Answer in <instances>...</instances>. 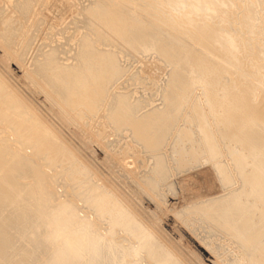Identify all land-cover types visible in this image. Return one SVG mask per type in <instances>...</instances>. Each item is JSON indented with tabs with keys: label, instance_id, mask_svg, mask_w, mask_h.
Returning <instances> with one entry per match:
<instances>
[{
	"label": "bare ground",
	"instance_id": "6f19581e",
	"mask_svg": "<svg viewBox=\"0 0 264 264\" xmlns=\"http://www.w3.org/2000/svg\"><path fill=\"white\" fill-rule=\"evenodd\" d=\"M87 1V5L77 2L71 21L75 27L72 34H63L68 31L67 25L64 26L65 30L61 28L56 31L55 27L54 32L61 39L54 40V37L51 38L54 33L51 26L52 33L48 35L49 30L46 33V40L49 41H44L46 43L41 44L37 51L38 57H33L36 62L30 59L34 65L29 66L32 67V74L28 72L34 77L28 79L34 78V84L38 82L44 90L41 94V87L36 88L38 94L46 95L45 99L51 106L59 103L57 107L63 114L62 118H67V112L69 115L71 113V120L76 119L81 123L78 122L84 129L81 132L90 139L89 142L93 136L92 141L95 138L98 141V144L94 143L98 150L102 152V146L104 150L107 148V158L113 159L114 155L110 156V152L121 154L126 150L127 157L137 156L139 171L136 176L142 189L149 191L162 204L165 203L162 192H171L167 185L171 176L202 163L212 164L218 174L222 196L215 202H200L192 209L177 212V218L185 229L205 243L203 247L214 258L215 264H264V92L260 99L253 97V93L261 92V87L264 88V77L258 74V65L251 60L254 50L257 56L264 57V46L256 40L264 23V0H249L246 9L238 7L236 0ZM13 5L20 10V17L25 23L26 19L31 21L30 24L26 23L32 26L30 38L22 37L25 32L23 30L22 34V28L19 29L21 22L17 29L19 35L5 30L11 26L15 31V20L9 18L5 19L7 22L4 21L2 2L0 21L2 25L5 22L10 26L4 24L6 28L3 27L4 31L0 32V43L8 51H13L18 61H22L28 57V51L38 38L35 33L40 32L43 23L36 21L39 11L36 1L15 0ZM77 21L82 25L78 26ZM234 32L240 34L234 35ZM75 35L79 36L73 44L75 47L70 46ZM21 37L24 40L19 44ZM213 51L218 52L221 62L232 70L234 79H225L221 70L214 72L210 60ZM150 54L170 70L165 83H160L161 96L158 98L160 104H164L158 119V132L163 129V133L156 135L154 141L147 142L145 136L153 132L146 124L147 115L135 118V115H140L143 105L140 107L136 100L134 86H131L133 91L118 86L122 85L120 78L132 74L134 80V76L139 74L138 70V73L129 70L130 59ZM147 58L143 60L147 61ZM126 64L129 69L125 68ZM216 81L219 83L214 85ZM131 83L133 85L135 82ZM3 84L0 81V101L8 108L4 117L10 118L14 114L17 119L13 120L14 115L6 123L1 119L0 134L23 139L30 153L36 156L48 153L50 161L59 165L53 172H66L64 178L53 177L49 187L44 174L39 176L41 180L37 193L40 199L47 191L45 186L47 189L52 186L60 203L54 206L50 194L48 200L45 199L47 204L50 202L47 208L40 203L37 211L40 222L28 245V252L33 256L29 261L34 264H188L182 259L183 256L179 259L173 250L171 252L166 248L168 245L155 232L153 224L141 221V215L133 209L134 204L117 192L122 181L110 173L113 167L107 171L109 173L105 178L85 160L83 171L69 165L68 159L72 157L68 151L75 153L62 142L56 131H51L38 117L41 127L47 132L46 137L32 123H25V116L11 112L14 110L11 97L16 98L15 93L9 91L10 87L8 90L4 88ZM204 86L213 87H208V90L206 87L204 91L201 89ZM192 93H195L193 97L197 95L194 99L198 102L203 99L207 102L203 100L200 106H190L188 114L191 117L186 115L189 119L183 118L189 123L182 119L186 126L184 123L183 127L180 125V131L175 132L177 136L172 135L176 138L175 143L168 147V141L163 137L167 131L166 125L178 121L175 117L181 112L180 107H186L187 101L190 102L192 97H187ZM154 94H149L151 98L148 100L153 99ZM96 117L98 121L94 122ZM178 123L174 125L179 126ZM126 139L129 142L125 148L122 141ZM19 151L26 150L19 147ZM159 151L163 153L152 155ZM115 156L118 157L117 154ZM11 161L5 158L4 146L0 145V171H3V178L0 177V205L3 203L4 208L13 206L12 198L16 196L21 173L31 171L28 162L22 159L14 163ZM82 174L85 175L83 179ZM75 187H80V191ZM141 205L140 199L139 203L135 200L136 207ZM145 211L148 210L145 208ZM14 219L7 225L22 226L25 223L21 213H17ZM19 230L23 231L16 229L17 235H20Z\"/></svg>",
	"mask_w": 264,
	"mask_h": 264
},
{
	"label": "rangeland",
	"instance_id": "374dc122",
	"mask_svg": "<svg viewBox=\"0 0 264 264\" xmlns=\"http://www.w3.org/2000/svg\"><path fill=\"white\" fill-rule=\"evenodd\" d=\"M12 1L14 2L15 0H0V8L4 7L3 13L5 16L4 17L5 22H7L5 19H9V18L15 20L14 21L15 31L12 30L13 28L8 23L4 22L2 25L1 24L2 20H1L0 24L2 25V27H0V32L3 30V27L5 29L6 28L5 26L8 27V25H9L10 28L8 27L9 29L7 28L5 30H7V31L9 30L10 34L11 33L15 34V32H16V35L17 34L19 35L20 32H17V29H18V26L20 25L19 29L22 28V29H20V30H22L21 31L22 34H24V32H25V35H22V37L24 36L25 38L24 37L23 38L28 40L30 38L29 34L32 30V26L30 27L27 24H30L31 21H29V20L27 21V19H26L27 24L25 23V21H23V19H22L23 17H20L22 15L21 13H19L20 10L18 11V9H16V6L13 5ZM33 1L34 2L36 1V4H37L36 8L39 10L36 21L40 20L43 24L41 25V28L39 30L40 32L38 31L39 33H37V34L35 33V35H37L38 38L36 39V41H34L36 44L33 43L34 45L31 47L32 49L30 48V50L28 51V53H29V55H27L28 57H26V58L24 57V59L22 61L21 60L18 61V58L15 57L16 56L15 53L13 51H10V50L8 51V49L5 46H3V44L0 43V81L2 84L3 83L5 84V85L4 84L3 85H4V88L6 87L7 90L10 87L11 89H9V91L10 92L13 91V94L15 93V97H16V98L11 97L12 101L10 99L8 100V101H11L13 103V106H14V110H11V112H18V113H20V116H25L26 119L24 120V122L25 123H32L33 127L39 128V130H40L39 132H42V135L44 137L47 136V132H46V130H44L41 127L37 117L43 123L46 124V127L47 126H48V128L50 127L49 129L51 131H53V132L56 131L57 134L61 137L62 142H65L70 147V149L69 148L68 149L75 153L76 156L67 150L68 154L72 157V158L68 159L69 165L72 164L73 167H75L77 171H80V170L83 171V167H84V164H83L84 161L83 160H85L87 163L92 165V167L95 168L96 171L97 170L99 171V173L97 171L98 174H103L106 178V176L109 173L107 171H109L110 168H112V167L114 168L115 167L114 165H116V167L119 166L117 168L115 167L116 169L112 168L114 171L112 169H110V171H112L110 173H112L117 178L119 177L118 179H120L122 181V186L117 189V192L119 194L123 195L124 198L130 204H132V205L134 204L133 209H134V211L137 210L136 212L138 213L139 216L141 215L139 217L142 219V220L140 219L141 221H143V222L147 221V222H149V224H151V225L153 224L152 226H154L155 232L158 233L160 235L161 239L164 240L163 243L166 246L168 245L166 248L171 252L173 250L179 259H181V257L183 256L182 259L186 260V262L188 264H200V263H202V264H215L214 258L213 257L211 258L210 257L211 254L207 253V251H205L206 247H203V246H206L205 243L204 242L202 243V240L200 241L199 240L200 238H198L195 234L189 232V230L187 228L185 229L184 225H182L180 223V220L176 216L177 212H180L182 210L192 209L194 207V205L197 206L200 202H208V201H212V200L215 202L222 196V190L220 187L221 185H220V182L218 181V174L214 170V166L210 163H202L200 166H198L196 168L188 169L186 171H182L180 173H177V174L171 176L169 178L168 184H167L168 187H170L168 189H170L171 192L164 190V188H162V191L164 190L165 193H164V191L163 192L161 191L163 194L164 202H165L164 204H162L149 191L145 192L142 189L141 182L138 180V178L136 176V173L139 171L138 170L139 166H138V162L136 159L137 156L132 155V156L127 157V154H126L127 150H126V151H124L125 153L123 152L124 156H121V154L123 155V153L120 154V153H116L117 151H115L114 153H116L118 155V157L115 156L116 154H114L113 152H110L109 153L110 156L114 155L113 159H112V157H109V156H108L109 158H107L106 155H108V152H109L107 150V148H106V150L108 152L106 150H104L105 149L104 146L100 145V146H102L100 148H103L102 152H101V150H98L99 147L96 144H94V143H97L98 141L96 138L94 139L95 141H92L93 136H91L92 140L89 142L90 139L88 140L87 137L85 136V134L81 132L84 130L83 127L79 125L81 123L79 121H77L75 118L74 119L76 121L72 119L73 122L71 123V121H72L71 117L73 118L71 113L69 115V112L66 113V111L64 109L63 111H65V113L68 116H67V118L65 116H64V118H62L63 114L62 115L60 114L61 112H59L60 110H58V107H57L59 105V103L56 102L55 104L58 103L57 105L53 104L51 106V105H49V102L45 99V97H47L45 95L46 94L45 92H44L45 94L43 93V95H45V97L40 95V93L38 94V89L40 87L41 88H40L39 92H41V94H42V92L44 91L42 86H40V84L38 82L37 83L35 82L36 85L38 84L37 85L38 87L36 86L33 89V87L35 85L33 80H35V79L32 78V80L30 79L31 81L28 79V78L34 77V76L30 75V74H32L30 72L32 67H29V66L34 65V64H31V61L35 57L36 58L38 57L37 51L40 50V45L49 41V39L46 40V38H47L46 33L48 34V32L51 29V26H52L51 31L53 30L52 32H54L55 27L57 28V29L55 28L56 31H58V29H61V28L64 29V26L66 27V25H67L66 30H68V31H64L63 34L66 35V33H68V32H69L68 35L72 34V31L74 30L73 28H75V27H73L74 22L71 24V21H72V16L75 13V7H77L76 5H77L78 1H76V0H33ZM248 1L249 0H236L235 3H237L238 7L242 8V9H246L248 7ZM2 2L4 5L3 7H2ZM87 2H88L87 0H81L80 3L81 4L83 3V5H87L88 4ZM40 7L43 9L40 10ZM36 8H35V10H36ZM226 8L227 7H225V9ZM16 19H18V21ZM13 20H12V22H13ZM15 22H17L16 26H15V24H16ZM22 22L25 25V27L22 24ZM18 23H20V24L18 25ZM78 23H79V24H77L78 26L82 25L80 22H78ZM4 24H5V26H4ZM26 25L29 27H27ZM68 25H70V26L68 27ZM22 26L26 29H24ZM28 28H30V29L28 30ZM10 29H11V31H10ZM23 30H24V32H23ZM27 30H28V32H27ZM51 31L48 35H50L52 33ZM260 31L258 32L256 40L258 41V43H260V44H262V46H264V23L262 25V30H260ZM26 32H27V34H26ZM55 33H57V32L52 33V35ZM233 34L237 35L240 33L234 32ZM52 35H51V38L54 37L53 38L54 40L57 38H58V40L61 39L60 38L61 36L59 37L57 34H55L54 36H52ZM22 37L18 41L19 44H21L22 40H24ZM66 37H68V36H66ZM77 37H79V36L77 35ZM77 37L75 35L74 40H72L73 43L71 42V44L70 43H68V44H70V46L75 44L74 42L77 41V39H78ZM58 40H56V42ZM14 41H16V40L14 39ZM40 41H41V43H40ZM44 41H46V42H44ZM59 44L60 43L58 42L57 45H59ZM73 46L75 47V45H73ZM67 47H65V48H67ZM16 48H18V46ZM65 53H67V51ZM70 54H69V56L72 55V54L71 55ZM251 55H252L251 60L258 65V70H257L258 74H260L261 76L264 77V57L263 56H260V57L257 56V53H255V50L251 53ZM143 56H137L134 60L130 59L128 66H130L131 69H129L127 64H126L127 67H125L126 69L128 68L129 70H131L133 72H136V73L139 72L138 75L134 76V78H136V79H134L135 81L133 80L132 74H130V75H128V77L131 80H129V78L126 76L120 78L119 83L122 85H119L118 87L119 88L122 87L123 89L129 88L128 91H131V90L133 91L134 89L136 90V92H137V99L136 100L139 102L140 107L142 105H143V107L141 109L140 115H135V118L140 119V118L146 117V115L148 116V119H147L148 122L146 124L149 127V131H151L153 133L147 134L145 137L148 140L147 142H150V141L155 140V138L157 137L156 135H161L163 133V129L158 132V130L160 129V126H158L159 125L158 119L160 117L159 113L163 112L164 104H160V100H158V98L161 96L160 90H161L162 85L165 83V80L167 79L166 78L167 72L170 70V68H168V67L166 68L161 62L157 61L156 58H152L154 55H151V54L147 55L149 59L147 58V56H145V55H143ZM144 58H147V61H146V59L143 60ZM26 59H27V61H26ZM30 59H31V61H30ZM35 59H34V61H35ZM140 59L142 61H139ZM126 60H127V58H125V61ZM210 60H211V65L215 69L214 72L221 70L223 76L226 77L225 79H227V80H232L235 78V74L232 73V70H230L228 67H225L226 64L221 62V59L219 57L218 52L213 51L211 53ZM133 61H135V62H133ZM25 62H27V63H25ZM23 63H25V65H23ZM122 63H125V62L122 61ZM26 68H28V69H26ZM165 68H166V70H165ZM136 70H138V72ZM26 71L28 74H26ZM28 71L30 72V74ZM142 80H144V81H142ZM126 81L127 82L129 81L130 85ZM131 81L135 82V83L132 85ZM163 81H164V83H162ZM30 83L33 85H31ZM218 83L219 82L216 81L214 85H217ZM126 84H127V86H126ZM128 85L130 87H128ZM149 85H150V91H149ZM159 85H160V87H159ZM131 86H134V89ZM155 86H156V88H154ZM206 87L207 86H204L201 89L202 90L204 89V91H205ZM208 87H207V90H208ZM210 87H213V86H210ZM36 88H38V89H36ZM151 89H152V92H151ZM157 90L159 92L158 95H157ZM260 90H261V92L253 93L254 98L260 99L261 94L264 92V88L261 87ZM152 93L156 94V96L154 94L153 96H155V97L152 96V98L153 99L156 98L157 102H156V99L148 100L151 98L149 96L152 95ZM193 94H195V93H192L187 97L188 99L192 97L191 99H193V100L189 99L190 102L187 101L186 107L181 106L179 109V112L181 111L183 113L185 111L184 114H182V115L180 114L181 112L179 113L182 116V118L179 114H177V117H175V118H177L178 121H175L176 120L175 119V120L170 122V124L174 121H175L174 122L175 124H176V122H179L178 123L179 126L174 125V123H172L170 126L166 125L167 131L163 137L165 139H167L168 147H170L169 145L172 142L175 143L176 138L172 135H174L175 132L178 133L180 131V129H181L180 125H182V127H183V125L185 124V126H186V123L183 122V120H184L183 118H187V116L191 117L188 114L191 111L190 106L192 104L200 106L202 104V102H204L203 100H205V99H203L202 101L200 100L198 102L196 100V98L194 99V97H196L197 95H195L193 97ZM17 96L19 98H17ZM20 101H22V102H20ZM200 102H201V104H200ZM25 103H28V105ZM183 104L185 105V103H183ZM27 107H30V108H27ZM60 107H62V106L60 105ZM145 107H147V108H145ZM182 107H183L184 111H182L183 109L181 110ZM185 108H187V110ZM24 109L25 110L27 109V111L25 112ZM28 109H32V110H28ZM7 110H8V108H6L4 106V103H1V101H0V121H1V119H3L1 122L6 123L10 119H12L11 116H13L14 114H12L10 116V118L4 117V113H8ZM32 111H34V112H32ZM186 111H188V112H186ZM29 112H31L32 114ZM185 113H187V114H185ZM183 115L184 116L187 115V116L184 117ZM15 116L16 115H14V117ZM65 118H66V120H65ZM68 118L70 119V122H69ZM16 119H17V117H15L13 120L15 121ZM187 119H189V118H187ZM94 120H95L94 122H96V121H98V118L96 117V119L94 118ZM211 120L213 121V119H211ZM184 121L188 122L189 120L188 121L184 120ZM21 122H23V121H21ZM78 122H79V124H78ZM4 123H2V124H4ZM76 123L79 126H77ZM177 127H178V129H177ZM163 128H164V126H163ZM218 128H219V126H218ZM175 130H177V131H175ZM191 132H193V130ZM202 133L205 136H208L206 134V132L204 133V131H203ZM175 135L177 136V134H175ZM1 136H3V138H1ZM170 137H172V138L170 139ZM86 139H87V141H86ZM128 140L129 139L122 141V143L125 144V146L123 144L122 147L124 146L126 148V146H127L126 143L129 142ZM167 141H166V143H167ZM173 144H171V145H173ZM0 145L4 146L5 158L11 159L12 160L11 163H14L18 159H22L25 162L29 163V166L31 169V171H23L21 173L19 179H18V187L16 190V196L12 198L13 206L12 207L8 206V207L4 208L3 203H1V205H0V264H34L33 262L29 261L30 259H33V256L31 255V253L28 252V245L30 244V237H32L33 234H36V230L38 228L37 226L39 225V222H40V218L38 217V212H37V211H39L38 210L39 205L41 203L44 205L45 208L48 207V204H50V202H48V204H47L46 200H48L49 194L54 199V203H53L54 206H57L60 203L56 199V192H55V190H53L52 186H51V188H49L50 189L49 190L44 185L47 191L45 192L43 199H40L39 194L37 193L38 185L40 184L39 181L41 180L39 176L41 175V173L44 174V179L47 180L48 187H49L50 182H51L53 177H56L58 179L59 177L62 176L64 178L66 175V172L63 170H61V171L58 170V171L53 172V169L59 168V165H57L56 162H53L52 160L50 161L48 153L41 154V156H36L34 154H31L30 149L28 148L26 143L23 142V139L21 140V139L16 138V137H8V136H5L4 134H0ZM164 146H166V145H164ZM19 147L25 148L26 151H19ZM166 148H167V146H166ZM105 151L107 153H105ZM157 153H163V151L154 152V153H152V155H157ZM125 156H126V158H125ZM105 157L107 158L106 160H105ZM114 157L116 159L120 157L121 160L117 159L116 161H113L115 159ZM121 157L123 158V160ZM108 159H110V160H108ZM87 160H89V161H87ZM111 161H113V162H111ZM117 161L119 162L118 164H117ZM107 162H109V163L107 164ZM60 165H62V164H60ZM82 165H83V167H82ZM106 167H108V168H106ZM117 169L119 171H117ZM2 172L3 171H0V173H1L0 177L2 176V178H3ZM18 174H19V172H18ZM117 174L118 175L121 174V176H117ZM73 176L79 177V175H73ZM84 176L82 174V179ZM75 182H77V181H75ZM165 189H167V188L165 187ZM75 190L80 191V187H77V188L75 187ZM82 190H83V188H82ZM139 199L142 202V205L139 207H136L135 206V200L139 203ZM64 202H67V201H64ZM64 202H61V203H64ZM145 208H146V210H148L147 212H149V211L150 212L147 213L145 211ZM53 209H54V207L52 209H50L49 211H51ZM142 211H143V213H142ZM17 213H21L22 215H24V218H25L24 222L25 223L22 226H18V225L12 226V227L8 226L7 224H9L11 222V220H13L16 217ZM152 216L155 218L152 219L153 218ZM150 221H152V223ZM138 222H139V220H138ZM154 223H157V224H154ZM20 227H22V228H20ZM18 228L23 229L22 232L25 233L26 235L24 236V234L21 232V230H19L20 235H17L16 229H18ZM157 229H159V230H157ZM165 237H167V238H165ZM169 239H171V240H169ZM168 242H169V244H168ZM169 247H170V249H169ZM196 261H198V262H196ZM79 264H82V262H80Z\"/></svg>",
	"mask_w": 264,
	"mask_h": 264
}]
</instances>
